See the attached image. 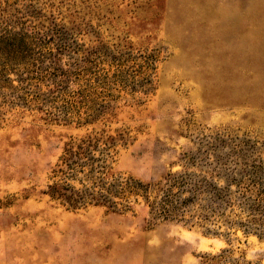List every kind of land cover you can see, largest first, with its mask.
Here are the masks:
<instances>
[{
  "label": "rangeland",
  "instance_id": "374dc122",
  "mask_svg": "<svg viewBox=\"0 0 264 264\" xmlns=\"http://www.w3.org/2000/svg\"><path fill=\"white\" fill-rule=\"evenodd\" d=\"M4 36L23 39L9 68L99 55L110 97L79 122L78 109L8 102L0 85V264H202L223 250L264 264V236L237 225L161 219L141 199L72 209L44 194L64 146L90 135L114 138L117 178L152 188L204 163L264 166V0H0ZM37 85L44 95L52 83Z\"/></svg>",
  "mask_w": 264,
  "mask_h": 264
},
{
  "label": "trees",
  "instance_id": "16d2710c",
  "mask_svg": "<svg viewBox=\"0 0 264 264\" xmlns=\"http://www.w3.org/2000/svg\"><path fill=\"white\" fill-rule=\"evenodd\" d=\"M22 41L0 37V85L9 91L8 102L28 107L49 103L56 116L71 117L70 113L78 109L75 114L79 122L94 120L104 111L110 97V69H100L99 55L83 53L79 58H70L63 68L58 65L59 57L48 53L34 58L32 69L29 64L9 68L10 60L25 57L19 50ZM8 72H14L15 78ZM45 82L52 85L42 95L37 83ZM115 155L111 136L71 139L50 169V183L44 194L72 209L102 205L112 211L131 210L132 204L141 199L154 217L177 219L190 226L237 225L264 236L262 164L227 160L204 163L195 171L169 173L163 185L152 188L150 184L117 178L111 167ZM202 260V264H242L228 250L206 255Z\"/></svg>",
  "mask_w": 264,
  "mask_h": 264
}]
</instances>
